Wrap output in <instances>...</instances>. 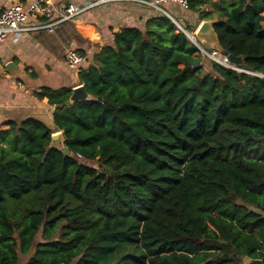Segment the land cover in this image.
Wrapping results in <instances>:
<instances>
[{
	"label": "trees",
	"instance_id": "1",
	"mask_svg": "<svg viewBox=\"0 0 264 264\" xmlns=\"http://www.w3.org/2000/svg\"><path fill=\"white\" fill-rule=\"evenodd\" d=\"M188 3L244 71L208 69L165 14L81 52L92 99L45 87L53 127L0 126V264L264 260V0Z\"/></svg>",
	"mask_w": 264,
	"mask_h": 264
},
{
	"label": "crops",
	"instance_id": "2",
	"mask_svg": "<svg viewBox=\"0 0 264 264\" xmlns=\"http://www.w3.org/2000/svg\"><path fill=\"white\" fill-rule=\"evenodd\" d=\"M31 1L0 0V13L14 3L28 8ZM94 1L48 0V4L55 10L56 18L69 4L82 6ZM163 8L168 17H173L185 29L189 28V34L197 39V30L206 21L198 12L175 2L164 3ZM204 9L212 11L208 6ZM158 15L162 14L139 1H114L97 5L59 23L53 31L31 29L44 24L46 19L29 16L23 24L29 29L10 33L0 42V126L6 128L4 122L7 120L35 117L53 127L54 106L49 104L48 98H39L37 92L45 87L73 90L82 84L79 72L67 65V50L73 48L83 52L87 67L102 46L113 42L116 32L125 27L145 29L147 22ZM214 17L210 21H215V14ZM204 42L205 48L214 45L211 41Z\"/></svg>",
	"mask_w": 264,
	"mask_h": 264
},
{
	"label": "built area",
	"instance_id": "3",
	"mask_svg": "<svg viewBox=\"0 0 264 264\" xmlns=\"http://www.w3.org/2000/svg\"><path fill=\"white\" fill-rule=\"evenodd\" d=\"M114 1H139L153 7L159 13L165 15H167L168 13L163 8V4L167 2H175L186 9L189 8L188 0H96L94 2L87 3L82 6L69 4L59 13L56 18H54L55 10L48 4V0H32L28 8H25L21 3H14L0 13V42L3 41L10 33H20L23 30L29 29L23 26L29 16L43 17L46 19V22L44 24H41L31 29H48L50 31H53L54 27L59 23L71 20L77 17V15L97 5ZM171 19L180 29H182L186 33L189 39L197 45L200 50V53L205 56H208L213 61L226 68L244 71L241 66H238L235 63L231 62L228 59V55L225 54L222 50L215 48H211L210 50H208V48H205L195 38V35L189 34V32L179 22L173 19V17ZM84 61L85 57L80 51L73 48L67 50L66 62L70 68L79 72L82 69ZM77 158L80 161L86 162L87 164L88 162H90L86 161L81 154H77Z\"/></svg>",
	"mask_w": 264,
	"mask_h": 264
},
{
	"label": "water",
	"instance_id": "4",
	"mask_svg": "<svg viewBox=\"0 0 264 264\" xmlns=\"http://www.w3.org/2000/svg\"><path fill=\"white\" fill-rule=\"evenodd\" d=\"M215 21L206 20L204 21L196 32L197 40L203 45L206 41H211L214 45L211 48L222 50L221 46L218 42V37L214 28ZM203 40V41H202ZM210 42V43H211ZM223 51V50H222ZM228 59L235 63L238 66H243L245 63L244 57L242 55L235 56L233 54L228 55ZM92 99L91 94H89L83 84L73 89V93L70 97V102H76L80 100H90ZM65 138L63 131L54 132L52 135V143L51 146L59 148L66 155L72 156L73 153L65 146L64 144ZM244 264H264L263 259H255L252 257L246 256L244 258Z\"/></svg>",
	"mask_w": 264,
	"mask_h": 264
},
{
	"label": "rangeland",
	"instance_id": "5",
	"mask_svg": "<svg viewBox=\"0 0 264 264\" xmlns=\"http://www.w3.org/2000/svg\"><path fill=\"white\" fill-rule=\"evenodd\" d=\"M210 49H211V48H208V50H210ZM200 56L202 57L205 66H206L208 69H210V61H211V60L208 59L207 56L203 55L202 53H200ZM88 164H90V166H92V167H96L97 169H99V165H98V163H96V162H92V161H90V162H88ZM24 262H25V260H24Z\"/></svg>",
	"mask_w": 264,
	"mask_h": 264
}]
</instances>
